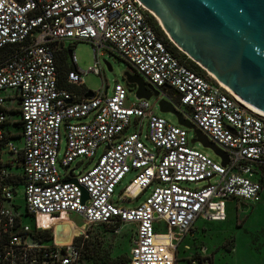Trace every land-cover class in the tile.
<instances>
[{"label":"built area","instance_id":"built-area-1","mask_svg":"<svg viewBox=\"0 0 264 264\" xmlns=\"http://www.w3.org/2000/svg\"><path fill=\"white\" fill-rule=\"evenodd\" d=\"M153 22L139 0H0V50L11 49L0 62V264H82L77 234L70 244L58 240V225L73 223L65 214L81 217L82 232L133 227L129 264H177L176 249L198 220L222 223L229 201L261 200L253 174L264 165V117L182 63ZM67 42L93 46L97 62L90 72L98 76L104 55L126 62L160 93L155 105L130 103L137 89L126 82L111 94L103 82L86 98L74 50L66 81L82 94L61 88L59 58L70 51ZM163 99L227 154V166L198 150L191 130L154 113ZM21 186L24 213L13 205ZM147 192L141 205L125 207ZM26 218L52 225L37 228Z\"/></svg>","mask_w":264,"mask_h":264},{"label":"water","instance_id":"water-1","mask_svg":"<svg viewBox=\"0 0 264 264\" xmlns=\"http://www.w3.org/2000/svg\"><path fill=\"white\" fill-rule=\"evenodd\" d=\"M139 1L157 17L179 52L181 49L191 62L199 64L216 81L264 113V0ZM124 80L137 89L139 100L150 101L160 95L129 70ZM93 95L89 92L86 98ZM158 107L161 114L175 116L178 124L193 132L194 144L211 150L224 166L228 165L227 154L186 120L172 103L163 99ZM70 182L77 184L76 180ZM83 193L86 202L89 195L84 189Z\"/></svg>","mask_w":264,"mask_h":264},{"label":"rangeland","instance_id":"rangeland-1","mask_svg":"<svg viewBox=\"0 0 264 264\" xmlns=\"http://www.w3.org/2000/svg\"><path fill=\"white\" fill-rule=\"evenodd\" d=\"M67 42L66 48L74 46V53L77 59L78 69L85 72L83 75V83L89 92L97 93L101 90L103 82L108 86L111 94L117 83L125 85L124 74L129 70L126 62L120 61L118 58L111 55H104L100 59V72L98 76L91 73L90 70L95 67L97 56L91 44L81 42L76 45ZM181 53V52H180ZM182 54V53H181ZM109 64L112 71L108 70ZM192 65V64H191ZM202 70V69H201ZM202 77H209L205 72L201 74ZM69 91L80 94L81 90L78 87H67ZM135 92L130 94V103H136ZM151 105H155L156 99L151 100ZM154 113L172 124H178L175 116L171 114H161L159 107H155ZM135 128L132 127L128 134L133 133ZM146 128L144 129V134ZM191 135V139L193 134ZM195 147L208 154L214 161L220 162L211 150L205 149L201 144L197 143ZM66 148L65 140L62 143L61 157H63ZM103 149L99 151L101 154ZM80 161H76L72 168H75ZM83 168H78L76 173L79 175ZM135 174L129 175L123 183L117 188L115 194V201L122 195L125 188L134 179ZM253 179L262 181L263 176L259 170L253 174ZM24 186L18 190L19 194L14 197L13 205L19 207V212L24 213L25 200L23 195ZM150 195L147 192L137 202H129L125 205L126 208H136L145 202ZM64 220L72 221L79 226V230L75 229L77 233L76 240L85 239L90 241V244L98 248L96 254L101 258L104 264H120L119 260L128 258L131 253V240L134 228L129 225H112L106 229L93 226L88 227V230L82 232L83 220L76 214H65ZM26 224L36 226L37 228H44L52 225L51 223L42 219H25ZM71 223V222H70ZM73 227L75 228V225ZM196 230H191L183 238V242L178 247L177 264H188V259L196 254L200 258H204L213 264H264V190L262 192V201L260 203H241L236 201L228 202V220L222 223H208L202 219L195 224ZM79 231V232H78ZM87 235V237H85ZM195 254V255H194ZM204 256V257H203ZM125 260V259H124Z\"/></svg>","mask_w":264,"mask_h":264},{"label":"trees","instance_id":"trees-1","mask_svg":"<svg viewBox=\"0 0 264 264\" xmlns=\"http://www.w3.org/2000/svg\"><path fill=\"white\" fill-rule=\"evenodd\" d=\"M17 1H21V0H17ZM153 26H154L155 30L157 31V33L160 35V37H162L165 41H169L167 36L164 34V32L161 30V28L159 27V25L156 22H153ZM10 50L11 49H8V48L0 50V62L6 60L9 57L10 52H11ZM73 50H74V46H72L70 48V51L65 50L64 52L60 53V58H59V60H60L59 84H60L61 88L67 89V87H69V85L67 84V81H66V76H67V73L73 69V67L70 66L67 62H68V57L70 56L69 53L72 52ZM172 51L182 61V63H184L189 68H191L192 70L197 72L199 75L203 74V72L205 73V71L203 69L201 70V68H199L193 62H191L185 55L181 54L174 46H172ZM87 92H89V91L87 90ZM81 94H82V91L79 95H81ZM227 220H228V207H227ZM116 225H118V224H116ZM110 226H112V225H110ZM110 226L109 225H98L97 227H101L103 229H106ZM194 227H195V225H194ZM194 227L192 228V230L194 229ZM78 242H79L78 244L81 245V248H82V261H83L82 264H104L101 261V258L96 255L98 253V248H95L94 246H92L90 244V241H86L85 239L83 240L81 238L78 240ZM124 259L122 258L121 260H119L120 264H129L130 255H129V259L128 258H124ZM209 264H213V262L212 263L209 262Z\"/></svg>","mask_w":264,"mask_h":264},{"label":"bare ground","instance_id":"bare-ground-1","mask_svg":"<svg viewBox=\"0 0 264 264\" xmlns=\"http://www.w3.org/2000/svg\"><path fill=\"white\" fill-rule=\"evenodd\" d=\"M151 13H152L153 17L155 18V22L159 25V27L164 32V34L168 37L169 40L172 41V43L174 44V46H177L175 44V42L173 41V39L165 31L163 25L160 23V21L157 19V17L153 14V12H151ZM180 52L182 54H185V52H183L181 49H180ZM197 65H199V64H197ZM202 69L209 75V78L216 79L212 74H210L209 72H207L204 68H202ZM223 86L232 94V96L235 99H237L239 102H241L244 106H246L247 108H249L250 110H252L256 114H258L259 116L264 117V113L263 112L257 110L256 108H254L250 104L244 102L239 96H237L235 93H233L229 88H227L225 85H223ZM56 231H57V233L58 232H63V233H60V236H59V239L58 240H59L60 243H65V244H70L72 242V240H73V237L77 234L76 231H75V228L73 227V225L70 222H67V221H65L63 223H60L58 225Z\"/></svg>","mask_w":264,"mask_h":264},{"label":"flooded vegetation","instance_id":"flooded-vegetation-1","mask_svg":"<svg viewBox=\"0 0 264 264\" xmlns=\"http://www.w3.org/2000/svg\"><path fill=\"white\" fill-rule=\"evenodd\" d=\"M128 85V84H127ZM129 86V85H128ZM129 88H131V89H133L134 87H132V86H129ZM262 173V172H261ZM262 176H263V180L262 181H260V182H262V184H261V186H262V192H263V190H264V173H262ZM262 201V194H261V200L258 202V203H260ZM257 203V204H258ZM183 240V239H182ZM183 241H181L180 243H179V245L182 243ZM179 245H178V247H179ZM178 247H177V249H176V255H177V253H178ZM195 255V254H194ZM197 256H191L189 259H188V264H191V262L192 261H194V260H196V261H198V264H209V260L208 261H206V260H203L204 258H200L201 256L200 255H198V254H196ZM204 257V256H203Z\"/></svg>","mask_w":264,"mask_h":264},{"label":"crops","instance_id":"crops-1","mask_svg":"<svg viewBox=\"0 0 264 264\" xmlns=\"http://www.w3.org/2000/svg\"><path fill=\"white\" fill-rule=\"evenodd\" d=\"M72 87V86H69ZM255 170H259L260 172L264 173V165H256L254 166ZM193 230H196L195 227Z\"/></svg>","mask_w":264,"mask_h":264}]
</instances>
